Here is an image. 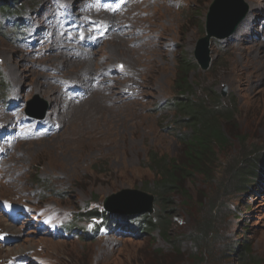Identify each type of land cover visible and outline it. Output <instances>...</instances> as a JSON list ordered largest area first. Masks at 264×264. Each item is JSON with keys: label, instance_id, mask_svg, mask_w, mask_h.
<instances>
[{"label": "rangeland", "instance_id": "rangeland-1", "mask_svg": "<svg viewBox=\"0 0 264 264\" xmlns=\"http://www.w3.org/2000/svg\"><path fill=\"white\" fill-rule=\"evenodd\" d=\"M6 1L3 6L13 9L3 11L0 6V130L22 119L35 96L49 104L47 114L61 130L11 148L0 165V203L15 208L28 204L35 210L45 206L58 223L71 221L84 235L98 224L91 213L102 210L106 196L125 189L150 193L156 181L147 157L179 158L178 136L189 131L177 127L174 113L165 107L176 96L180 61L190 63L188 82L194 84L195 101L210 105L219 98L232 117L225 124L231 137L215 162L211 180L188 181L187 197H173L172 208L162 210L173 240L178 238L179 253L156 232L138 240L111 233L97 240L30 238L22 226L7 219L11 212L3 215L7 209L3 206L0 233L17 242L0 246V264L26 253L36 256L32 264H264V178L245 182L229 174L246 159L264 158V0H244L248 13L234 35L211 40L207 72L199 70L193 52L205 36L213 0H136L118 21L129 24L126 30L87 57L63 53L61 42L50 43L67 30L55 29L52 22L61 21L71 10L86 24L80 12L90 0ZM131 14L132 19L126 18ZM6 16H10L7 24ZM105 18L102 15L101 20ZM261 18L255 34L253 27ZM35 33L30 46L25 38ZM65 37L76 41L71 34ZM51 46L58 50L50 51ZM119 63L128 69L126 83L133 86V101L119 97L125 82L117 81L97 88L78 105L66 106L61 90L52 85L56 80H86L87 75ZM243 181L244 190L238 188ZM209 221L217 239L208 234L205 242L196 243L198 248L188 236L199 237ZM245 249L249 255L243 263Z\"/></svg>", "mask_w": 264, "mask_h": 264}, {"label": "trees", "instance_id": "trees-1", "mask_svg": "<svg viewBox=\"0 0 264 264\" xmlns=\"http://www.w3.org/2000/svg\"><path fill=\"white\" fill-rule=\"evenodd\" d=\"M6 1L0 0V6H3ZM10 9H13L8 4ZM3 6L1 10L7 11ZM191 66L188 61H180L177 68L179 73V79L177 80L174 88L176 96L172 100V112L176 119L175 125L179 128L188 129V133L178 136L181 144V156L171 159H157V156L147 157L148 167L153 174L155 181L153 182V194L156 197L157 208L160 209V215L158 218L140 217L138 219H131L130 217H113L107 214L103 215L92 212L91 215H98L104 219L106 229L110 233H115L117 229L124 230L128 239H140L145 235L158 233V236L166 243L173 244L176 252L177 240H173L170 234V227L163 216L162 210L171 209L173 206V197L186 198V189L188 181H192L196 178H202L204 180H211L214 175V165L221 152H223L228 146V140H230V130H226L229 117L232 115L229 110L219 103L206 105L205 101L199 99L195 101L193 88L194 84L188 82V74L191 72ZM227 123V125H225ZM257 162L254 158H249L240 163V165L234 167L229 172L230 176H233L235 180L253 181L258 179L262 181L264 177H261V172L264 174V158ZM243 181V182H244ZM246 182V181H245ZM238 185V188L245 189L247 186ZM185 191V192H184ZM215 210V206L211 210ZM162 213V214H161ZM162 215V216H161ZM161 216V217H160ZM212 220V217H211ZM127 222V223H125ZM136 223V224H134ZM134 224V225H133ZM213 222H208L206 226L201 227L200 236L196 235L188 236V239L199 248L196 243L202 244L206 241V235L210 234L211 239H217L216 231L214 230ZM81 239H91L88 235H79ZM245 246V245H244ZM243 247V246H242ZM241 248V247H240ZM244 249V248H243ZM242 262L245 263L247 256L249 255L248 249L244 251ZM155 255L156 252H154Z\"/></svg>", "mask_w": 264, "mask_h": 264}, {"label": "water", "instance_id": "water-1", "mask_svg": "<svg viewBox=\"0 0 264 264\" xmlns=\"http://www.w3.org/2000/svg\"><path fill=\"white\" fill-rule=\"evenodd\" d=\"M248 12V6L244 0H213L209 6L205 19V36L198 41L194 52V59L199 68L206 71L209 58V43L211 39L224 40L229 38L240 25ZM34 100L28 105L26 115L30 118L39 119ZM153 201L151 195L139 191H122L112 194L104 199V210L110 214L135 216L153 214Z\"/></svg>", "mask_w": 264, "mask_h": 264}, {"label": "clouds", "instance_id": "clouds-1", "mask_svg": "<svg viewBox=\"0 0 264 264\" xmlns=\"http://www.w3.org/2000/svg\"><path fill=\"white\" fill-rule=\"evenodd\" d=\"M174 99V98H173ZM173 99H171V100H173ZM165 104V103H164ZM164 104H160V107L161 106H163ZM166 106H168V102H167V104L165 105V107ZM122 191H139V192H142V193H145V194H148V195H151V196H153V198H154V201H153V214L151 215V216H148L147 214H141V215H135V216H128V215H119V214H110V213H107L105 210H104V205H103V203H102V208H103V212H104V214H107V215H109V216H115V217H122V218H127V217H130L131 219H138V218H140V217H147V218H154L155 219V216L158 218V216L160 215V209L159 208H157V205H156V197H155V195L153 194V189H151V191H150V193H147V192H145V191H142V190H137V189H125V190H122ZM122 191H118V192H122ZM118 192H115V193H112V194H116V193H118ZM112 194H110V195H112ZM106 197H109V196H106ZM105 197V198H106ZM104 198V199H105ZM103 202H104V200H103ZM95 216H97V215H95ZM125 223H127V222H125ZM136 224V223H135ZM118 231H119V233L118 232H115V233H118V235L120 236V237H123L124 235H126V233L124 232V230H120V229H117ZM73 237H75V236H73V235H71L70 236V238H66V239H72ZM117 237V236H116ZM48 238V237H47ZM124 238V237H123ZM50 239V238H49ZM64 240V239H63ZM35 258H36V256H34ZM29 264H32V263H29Z\"/></svg>", "mask_w": 264, "mask_h": 264}, {"label": "bare ground", "instance_id": "bare-ground-1", "mask_svg": "<svg viewBox=\"0 0 264 264\" xmlns=\"http://www.w3.org/2000/svg\"><path fill=\"white\" fill-rule=\"evenodd\" d=\"M57 50H58V49H57V47H55V46H54V47H53V46L50 47V51H52V52H56ZM63 57L65 58L66 55L64 54ZM65 61H68V60L65 59ZM81 61H83V60H81ZM41 86H43V85H41ZM87 90H89V88H88ZM58 100H59V98H58L57 96H55L54 102H57ZM118 101H120V100H118ZM67 227H68V226H67ZM9 231H12V230L9 229ZM68 232L71 233V235L74 233L73 230H71V229H70ZM72 232H73V233H72ZM13 233H14V232H13ZM14 246H15V245H14ZM16 247H17V245H16ZM18 247H19V246H18ZM18 247H17V248H18ZM14 248H15V247H14ZM14 248H13V249H14ZM20 250H21V249L19 248V249H16L15 251L19 252Z\"/></svg>", "mask_w": 264, "mask_h": 264}]
</instances>
